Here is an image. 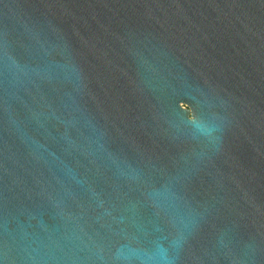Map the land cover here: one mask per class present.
Listing matches in <instances>:
<instances>
[{"label":"water","instance_id":"1","mask_svg":"<svg viewBox=\"0 0 264 264\" xmlns=\"http://www.w3.org/2000/svg\"><path fill=\"white\" fill-rule=\"evenodd\" d=\"M0 264H264V0H0Z\"/></svg>","mask_w":264,"mask_h":264}]
</instances>
